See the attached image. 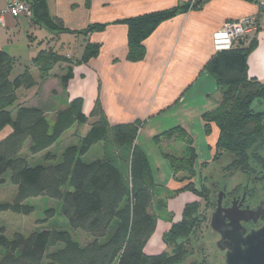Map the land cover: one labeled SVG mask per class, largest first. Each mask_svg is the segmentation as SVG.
Here are the masks:
<instances>
[{
  "label": "trees",
  "instance_id": "obj_1",
  "mask_svg": "<svg viewBox=\"0 0 264 264\" xmlns=\"http://www.w3.org/2000/svg\"><path fill=\"white\" fill-rule=\"evenodd\" d=\"M24 1L32 10L33 25L53 36L70 33L60 18L50 15L48 0ZM204 1L195 0L192 6L198 7ZM259 5L256 31L261 29L264 20V6ZM189 8L190 3L181 10L187 12ZM178 12L174 9L122 21L128 27V60L142 61L144 42ZM97 27L71 34L87 35ZM29 39L35 40L31 35ZM245 39L231 50L216 52L204 67L215 79L222 98L219 108L203 117L206 133L211 132L214 124L219 129V137L213 162L203 164L202 168L207 169L228 159L222 169L228 173L225 179L236 173L254 179L252 174L255 172V180L264 185V155L261 154L264 151V82L248 75V59L256 40L244 46ZM100 48L98 44L87 43L81 59L74 61L54 47H48L37 54L34 65L42 80L50 76L56 66L66 65L60 80L67 87L74 77L73 65L87 63L99 54ZM16 62L15 58L0 50V132L10 129L0 140V185L5 184V176L10 173V182L16 187L11 202L0 200V214L10 212L29 216L35 208L28 200L40 197L58 200L62 202L61 214L68 220L72 231L84 232L89 241L81 244L69 230H41L29 235L15 233L9 239L1 229L0 248L4 254L0 264H177L183 261L186 257L184 250L174 255L145 253L146 245L156 231L158 217L171 214L167 212V201L159 199L162 191L154 183L144 152L135 144L142 122L111 127L99 100L88 117L83 112L84 101L80 97L71 99L65 109L52 116L41 108L24 106L20 104L17 92L33 88L37 81L28 66L14 77ZM91 117L96 120L80 139V144L68 146L60 157L61 161L57 162V156L51 154L50 149L71 128L87 124ZM163 136L183 138L186 145L184 155L165 154V157L172 165L176 180L188 181L180 191L198 192L194 186L197 154L192 140L182 129L171 130ZM28 141L29 154L36 156L45 152L43 158L50 161V165L32 166L22 156ZM158 141L159 137L156 138ZM99 143L104 145L103 157L84 162L83 157ZM254 165L259 167L258 171ZM179 173L188 174L180 179L177 177ZM212 178L205 177L202 181V195L211 199L215 197L216 185L213 181L209 187L207 184ZM66 187L69 190L66 191ZM196 212L197 205L189 204L180 221L170 220L168 242H177L192 234L197 223L189 217ZM48 213L49 217L55 216L53 209ZM59 244L64 246L49 251Z\"/></svg>",
  "mask_w": 264,
  "mask_h": 264
},
{
  "label": "crops",
  "instance_id": "obj_2",
  "mask_svg": "<svg viewBox=\"0 0 264 264\" xmlns=\"http://www.w3.org/2000/svg\"><path fill=\"white\" fill-rule=\"evenodd\" d=\"M194 1L48 0L50 15L60 18L70 33L53 36L46 31L47 40H56L60 46L63 44L65 52H68L66 56L74 61L81 59L87 43L100 45V52L87 63L73 65L74 77L67 87L60 80L66 65H62L58 71L53 70L43 80L34 65L30 69L36 78V86L17 92L18 99H22L20 104L41 108L50 116L65 109L71 99L80 97L84 101L83 112L88 117L99 100L111 127L142 122L135 144L144 152L154 183L162 191L159 199L167 201V212L175 217H182L185 207L193 203L196 197L190 190L180 191L185 184L176 180L172 165L165 157V154L184 155L186 145L183 138L175 139L181 144L177 150L165 153L163 143L167 146L169 138L163 135L174 129H182L192 140L197 154L196 175L203 172V164L213 162L219 129L212 124L211 132L207 134L203 118L219 108L222 98L215 79L204 70L216 53L213 35L230 21L256 16L259 3L264 4V0H205L194 8ZM188 3L189 10L182 12L181 9ZM5 7L6 0H0V11ZM174 9L179 10L178 14L160 25L144 42V59L140 62L129 61L128 27L121 22ZM31 25V18L26 16H7L5 26L0 28V50L14 55L10 50L15 45L14 39L18 38L21 43L24 31L29 33ZM90 27L97 28L87 35L71 34ZM30 33L37 41L38 36H34L32 28ZM253 39L256 46L249 55L248 75L264 82V20L260 30L246 37L244 46H249ZM74 43L79 49L78 55L73 58L69 48ZM42 92L46 94L45 103L41 99ZM95 120L91 117L87 124L76 125L68 132L79 130L82 126L88 127L89 131ZM9 132V128L0 132V140ZM158 137L159 141L156 142ZM27 145L29 148V141ZM98 148V158H102L104 145Z\"/></svg>",
  "mask_w": 264,
  "mask_h": 264
},
{
  "label": "rangeland",
  "instance_id": "obj_3",
  "mask_svg": "<svg viewBox=\"0 0 264 264\" xmlns=\"http://www.w3.org/2000/svg\"><path fill=\"white\" fill-rule=\"evenodd\" d=\"M34 31V36H38L37 41L29 39V36L32 35L31 28L26 33L24 31L23 37H21V43L18 42V38H15V45L10 49L13 56L15 58V73L14 77L22 72L27 66L31 69L34 68V58L38 54L40 50L47 49L49 45H53L54 49L61 55H67L68 52H65V47L60 44H57L56 40H47L46 30H40V27H35V25L30 26ZM29 26L26 30H28ZM18 37V35L16 36ZM23 38V39H22ZM34 38V37H33ZM26 39V40H25ZM42 46H39V43ZM56 43V44H55ZM74 43L71 48V57H76L78 55L79 46ZM80 45V44H79ZM60 66H56L54 71H58ZM34 91V90H33ZM36 91V89H35ZM41 99L43 103L46 102V94L44 92L40 93ZM22 99L19 98V101ZM73 131V132H72ZM65 134L61 138V140L50 150L51 154H55L57 156L58 161H61V155L63 151L70 145L78 146L80 144L81 136H85L88 132V127L82 126L79 130H72ZM177 137H172L167 140L166 144L163 143V147L165 153H173L175 149L177 150L180 147V141H175ZM30 143V142H29ZM28 145L26 144L23 151L22 156L26 157L29 163L32 166L44 164L50 165V161H46L43 157L46 154L41 153L36 156H32L29 154ZM102 144H97L94 146L84 157V162H92L93 160L98 158V153ZM264 155V151L261 152ZM229 160L225 159L222 163L211 165L209 168L204 169L201 174H197L194 178V186L198 192H193L194 202L191 204L197 205V212L193 217H189V219L196 220V226H194L192 234L187 238L178 240L177 242H168L167 234L171 228V222H178L182 217H175L173 213H170V216H166L161 214L158 218V226L154 235L151 237L150 241L146 245L145 253L149 255H156L166 252L168 255H174L175 253H179L182 250L186 252V257L183 261L178 262L177 264H224V257L218 254L215 250V242L217 238L211 234L210 224H211V216L212 213L216 209V198L218 191L223 187L224 184H227L229 188L236 186L239 183H243L247 180V176L241 173H236L232 177L225 179V176L228 177V173L224 172L222 169L228 164ZM256 171L259 170V167L254 165ZM188 173H179L177 175L178 178H183L187 176ZM254 176V177H253ZM256 173L252 174V177L255 178ZM205 177H213L212 180L207 184L209 187L212 181L216 185V195L214 198H207L208 195H202V181ZM6 182L3 185H0V200L1 202H11L16 193V187L10 182V173L5 176ZM188 181H184L182 183L186 184ZM65 190H69L68 187ZM28 203L32 205L35 210L29 216L17 215L10 212L0 214V230L4 229L5 236L9 239L13 237L15 233H22L24 235H29L34 231L41 230H69L81 244H86L89 241L87 235H85L82 231H72L69 226L68 220L61 214L62 202L58 200L49 199L47 197H40L35 199L28 200ZM53 209L55 211V216L49 217L48 211ZM167 241V242H166ZM181 245V246H179ZM64 245L59 244L56 247H52L49 251L53 252L55 250H59ZM4 250L0 248V258L3 256Z\"/></svg>",
  "mask_w": 264,
  "mask_h": 264
},
{
  "label": "water",
  "instance_id": "obj_4",
  "mask_svg": "<svg viewBox=\"0 0 264 264\" xmlns=\"http://www.w3.org/2000/svg\"><path fill=\"white\" fill-rule=\"evenodd\" d=\"M223 195L224 192L219 195L210 224L211 234L221 236L215 243L216 251L225 253V264H264V227L247 234L241 225L249 220L244 217L255 211H240L235 206L224 208Z\"/></svg>",
  "mask_w": 264,
  "mask_h": 264
},
{
  "label": "flooded vegetation",
  "instance_id": "obj_5",
  "mask_svg": "<svg viewBox=\"0 0 264 264\" xmlns=\"http://www.w3.org/2000/svg\"><path fill=\"white\" fill-rule=\"evenodd\" d=\"M255 178H247L245 182L239 183L231 188H229L227 184H224L223 187L218 191L216 198V209L219 195L221 192H224L225 195H223L222 200V206L224 208H231L235 206L240 211H255L253 214L244 217L249 219L248 221H243L241 223L243 228L246 230L247 234L252 231L260 230L264 227V185L263 183L255 180ZM215 237L217 238V241L221 239V236ZM217 253L224 257L225 264V253Z\"/></svg>",
  "mask_w": 264,
  "mask_h": 264
},
{
  "label": "built area",
  "instance_id": "obj_6",
  "mask_svg": "<svg viewBox=\"0 0 264 264\" xmlns=\"http://www.w3.org/2000/svg\"><path fill=\"white\" fill-rule=\"evenodd\" d=\"M264 6V4H262ZM32 17V10L24 0H6L5 9L0 11V28L5 26L6 17ZM264 18V13H263ZM258 27L257 16L245 17L230 21L213 35V45L216 52L231 50L237 43L254 33Z\"/></svg>",
  "mask_w": 264,
  "mask_h": 264
}]
</instances>
